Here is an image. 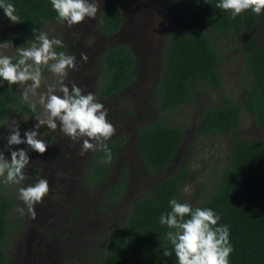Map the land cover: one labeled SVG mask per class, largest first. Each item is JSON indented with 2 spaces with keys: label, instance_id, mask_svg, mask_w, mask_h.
<instances>
[{
  "label": "trees",
  "instance_id": "1",
  "mask_svg": "<svg viewBox=\"0 0 264 264\" xmlns=\"http://www.w3.org/2000/svg\"><path fill=\"white\" fill-rule=\"evenodd\" d=\"M15 6L21 22H11L8 30L0 28V42L11 41L8 55L17 59L15 47H28L34 39L33 28L41 31L45 22L58 23L50 0H7ZM220 0H175L183 24L168 35L162 63L155 83L156 117L135 130L138 160L146 175L157 180L129 206L124 221L104 233L100 239L102 253L92 264H178L165 235L170 229L159 223L169 212V201L188 202L208 207L220 215L219 225H228L234 251L230 264H264V140L258 136L244 138L238 131L241 112L250 115L255 125L264 126V10H251L231 18V13L216 8ZM3 11V9H0ZM122 23L119 7L103 2L96 25L104 35L114 34ZM244 36L240 42L236 36ZM228 37L241 57V85L234 98L222 86L219 52L213 38ZM56 51H64L57 47ZM135 56L123 42L108 44L99 54V66L93 83L97 99H106L125 89L134 79ZM210 91L215 101L199 111L194 131L187 143L189 155L193 143L201 136H231L220 167L207 189H196L192 201L181 195L189 178L188 161H176L184 140L181 125L169 122L168 113L181 106H191ZM17 111L35 118L28 103L21 100L16 85L0 80V130L3 121ZM125 113L130 109L126 108ZM124 136L116 134L107 144L112 162L104 163L102 151H92L83 172L86 187L98 186L113 165ZM127 169L121 168L100 197L102 205H114L121 197ZM211 180V179H210ZM209 180V182H210ZM208 182V183H209ZM198 199V200H197ZM197 200V201H196ZM15 206L0 184V264L7 263L5 243L10 231L9 213Z\"/></svg>",
  "mask_w": 264,
  "mask_h": 264
},
{
  "label": "rangeland",
  "instance_id": "2",
  "mask_svg": "<svg viewBox=\"0 0 264 264\" xmlns=\"http://www.w3.org/2000/svg\"><path fill=\"white\" fill-rule=\"evenodd\" d=\"M106 1L115 3L122 13L121 26L112 35L99 32L97 14L95 19L71 27L66 23L45 22L41 31L46 32L50 39L60 40L66 54L76 56L78 67L69 70L64 83L69 86L75 83L85 93H94L99 54L104 46L123 42L131 48L135 67L130 85L106 99L96 98L107 108V119L116 127L113 136L118 133L123 135L124 142L102 182L94 188H88L83 182V172L92 151L80 155L82 140L73 142L59 128L51 130L42 125L36 129L40 138L49 143V147L42 155L29 149L30 165L25 169L28 179L21 185H14L5 183L4 178L0 177L1 186L15 203L9 213L10 231L5 243L8 264H92L93 259L102 253L100 239L104 233L124 221L130 204L158 178L150 177L143 171L136 150L135 130L141 124L151 123L156 117L155 83L161 69L162 52L171 30L183 24L182 15L177 11L175 0H100V5ZM10 25L11 21L0 10V28L8 30ZM235 38L241 42L244 36ZM213 40L219 52L222 86L234 98L241 85V57L228 37H214ZM11 49H0V54L8 55ZM82 52L87 53V61L80 59ZM43 74L45 79L38 92H45L50 85L58 90V78L47 68ZM16 90L23 101V89L16 85ZM31 99L35 102L38 97ZM209 101L213 102L215 98L208 90L191 106L176 108L167 117L169 122L181 125L184 131L183 144L176 161L189 160V178L180 190L186 201L194 199L191 195L196 189L209 187L231 141L230 135L201 136L193 143L194 151L189 155L187 143L193 134L194 123L199 111ZM36 107L37 116L45 118L43 106L37 103ZM126 108L130 109L129 113L124 112ZM13 122L19 123L22 138L25 131L34 129L37 124L35 118L17 111V108L3 121L0 148L4 149L8 159L10 152L5 145L8 127ZM236 129L244 138L258 136L264 140V126L255 125L245 112H241ZM21 148H27V145L12 146V150ZM121 168L127 169L123 193L114 205L104 206L100 202L101 194L119 176ZM40 178L48 179L50 191L41 203L35 204L36 216L33 219L19 199V188L34 184ZM19 208H24V212L18 211Z\"/></svg>",
  "mask_w": 264,
  "mask_h": 264
},
{
  "label": "clouds",
  "instance_id": "3",
  "mask_svg": "<svg viewBox=\"0 0 264 264\" xmlns=\"http://www.w3.org/2000/svg\"><path fill=\"white\" fill-rule=\"evenodd\" d=\"M57 13L58 23L69 27L82 24L85 20L95 19L100 9V0H50ZM216 8L231 13V18L251 10L259 15L264 10V0H220ZM0 9L13 23L21 22L15 6L7 0H0ZM34 39L29 47H15L17 59L13 62L10 55L0 54V80L8 86L19 85L23 89L21 96L28 103L31 111L36 112L37 103L43 106L45 118L36 116L34 129L19 131V123L13 122L8 127L9 135L5 148L10 152V159L0 148V177L7 184L21 185L28 179L25 169L30 165L29 149L44 154L49 143L40 138L36 130L46 125L51 130L59 128L60 132L73 142L81 141L80 155L88 151H102L103 162H112V152L107 141L116 133V127L107 119L108 110L98 102L94 93H85L77 84L64 83L69 70L77 69L76 56L56 51L64 47L62 42L49 38L48 34L33 28ZM13 48L11 41L0 42V49ZM80 59L87 61V53H80ZM47 68L58 80L59 89L48 86L43 93L38 92L43 81V70ZM32 97H38L35 102ZM26 144L27 148L12 150V146ZM49 181L40 178L34 184L19 188V199L23 201L28 214L34 219L35 204L41 203L49 193ZM170 211L159 218L161 225L170 231L165 235L172 246L165 247L164 257L175 254L178 264H230V254L234 251L230 243L228 225H219L221 217L208 207H193L188 202H178L176 198L169 202ZM18 211L24 212V208Z\"/></svg>",
  "mask_w": 264,
  "mask_h": 264
},
{
  "label": "flooded vegetation",
  "instance_id": "4",
  "mask_svg": "<svg viewBox=\"0 0 264 264\" xmlns=\"http://www.w3.org/2000/svg\"><path fill=\"white\" fill-rule=\"evenodd\" d=\"M103 48H105V46H104ZM103 48H102V49H103ZM102 49H101V50H102ZM101 50H100V52H101Z\"/></svg>",
  "mask_w": 264,
  "mask_h": 264
}]
</instances>
